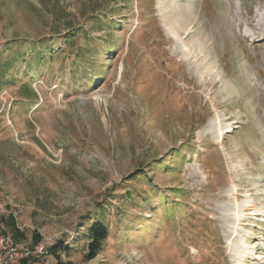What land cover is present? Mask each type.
<instances>
[{
    "label": "rangeland",
    "instance_id": "1",
    "mask_svg": "<svg viewBox=\"0 0 264 264\" xmlns=\"http://www.w3.org/2000/svg\"><path fill=\"white\" fill-rule=\"evenodd\" d=\"M58 243L264 264V0H0V264Z\"/></svg>",
    "mask_w": 264,
    "mask_h": 264
},
{
    "label": "trees",
    "instance_id": "2",
    "mask_svg": "<svg viewBox=\"0 0 264 264\" xmlns=\"http://www.w3.org/2000/svg\"><path fill=\"white\" fill-rule=\"evenodd\" d=\"M48 51L50 50L47 49L45 52H48ZM95 54L96 52L92 53L91 55L85 56L83 60L88 61ZM40 58H42V55H39V58H37L35 62L38 60H41ZM23 64H26V61ZM29 72L31 73L32 70ZM101 213H102V216L100 218L93 220L92 222L89 223V225L87 226L86 232L84 236L82 237V238L87 239L86 254L84 256L86 261H91L95 259L103 251L105 242L111 236L110 227L103 219L104 211L101 210ZM6 224L10 228L13 239L15 241H21L22 239H24L25 237L24 233L20 229H18V227L16 226V222L13 216H9V218L6 220ZM80 240L81 239H79L78 241ZM70 250H71V247L65 245L64 243H58L57 245L49 248L48 254H50L56 259L57 264H65L61 258V253L62 252L67 253Z\"/></svg>",
    "mask_w": 264,
    "mask_h": 264
}]
</instances>
